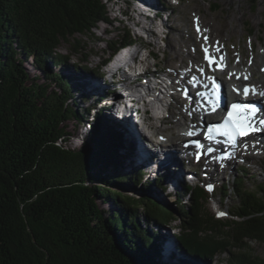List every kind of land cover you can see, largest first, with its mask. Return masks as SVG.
I'll use <instances>...</instances> for the list:
<instances>
[{
	"label": "trees",
	"instance_id": "trees-1",
	"mask_svg": "<svg viewBox=\"0 0 264 264\" xmlns=\"http://www.w3.org/2000/svg\"><path fill=\"white\" fill-rule=\"evenodd\" d=\"M108 1L0 0V264H208L219 255L264 264L250 245L264 244V181L242 170L214 182L213 194L183 181L176 209L152 198L173 172L149 179L113 114L114 92L82 87L80 66L69 71L60 46L109 23ZM140 40L125 31L90 74ZM218 193L235 202L214 210L227 219L207 210ZM175 221L177 252L163 233Z\"/></svg>",
	"mask_w": 264,
	"mask_h": 264
},
{
	"label": "rangeland",
	"instance_id": "rangeland-1",
	"mask_svg": "<svg viewBox=\"0 0 264 264\" xmlns=\"http://www.w3.org/2000/svg\"><path fill=\"white\" fill-rule=\"evenodd\" d=\"M141 9L144 11L143 14L140 12ZM107 11L108 18L110 19L109 23L102 22L98 24L91 33H87L86 35H75L69 38L68 41L62 43L59 49V52L68 56L69 71L73 72L74 66H80L82 72L85 74V80L92 87L96 85L97 87L95 89L104 87V89L113 90L114 94L119 95L116 91H119L118 85L120 82L118 84L115 83L113 86L106 85L104 83L106 80L104 81L101 74L103 69L99 70L98 75H91L90 71L96 69L99 64H102V61L110 57L111 50L109 44L111 45L121 41L125 31H130L134 39H142V41L140 40L139 47L144 45L151 52L152 57L149 58L147 64L150 66L151 73L153 74L159 73L167 75L170 72L187 73L185 78L189 83V81H191L190 78L196 76L192 70L202 74L199 68L207 67L210 71L217 72L216 64L209 67L207 61L204 60V52L201 45L209 48L210 55L215 54L217 62H219V56L224 55V61H220L219 63L224 62L225 66L228 65L231 67L227 66L225 73H217L221 81H225L223 78L230 79V74L233 76L235 72L236 76H243V78L245 75H248L249 80L247 79L242 86H239V83H234L237 84L234 86L235 88L240 87L243 89V87L249 83L254 84L252 81H260V77L264 72V66H256V64H254L257 54H264V0H259L255 5L249 0H110L107 2ZM144 15H146L147 18H143ZM158 15L162 17L164 27L157 22L156 18ZM197 18L201 30L199 33L197 32ZM146 20L152 21V24L149 25L148 23V25L151 26L148 37L145 36V32H142L147 26ZM204 29H208V31L205 32ZM212 29L213 31H211ZM204 37L208 38L207 42H205ZM210 37H212V41L208 43ZM215 40L219 42V45L223 46L220 48L219 52H214V47H219L216 43L214 44ZM139 47H137V49ZM193 49H195V51H193ZM134 51L133 47L128 49L126 53H133ZM179 53H181L182 57L179 56ZM237 56L239 57L238 62ZM249 60H251V63H249ZM159 63L162 64L161 67L163 70L161 71L157 66ZM27 67L33 74L34 71L31 64L28 63ZM255 72L257 73V75L254 76L255 79H250V74ZM236 76L235 82H240L236 79ZM207 77L208 76H205L204 78L206 79ZM41 80L44 81V78L41 77ZM179 80L180 79H177L176 81L179 84L176 87L178 91L176 92V97L171 106L172 115L170 118L174 120V126L166 122L161 128L146 131L152 141H166V138L167 140L169 138H174L175 134L177 135L185 130L187 131L192 126L193 118L190 116V112L184 113V115L182 114L185 108L188 111H190V109L187 108L184 102L183 93H181L182 85H180L181 82ZM134 82L135 84L140 83L139 81ZM224 85L228 87L230 85L229 81ZM112 98L110 102H115L116 97L114 96ZM117 101L116 104L120 106L119 100ZM135 101H133V103ZM125 103H128L127 105L131 104L129 102ZM192 110L195 111L194 109ZM113 112L115 113V107H113ZM118 120L120 121V119ZM125 127L123 128L125 134L134 142L136 152V141L129 136ZM69 129H72L71 126H69ZM160 129L168 130L160 131ZM136 132H138V130ZM131 134L138 139L136 134ZM159 136L160 138L163 137V139L158 138ZM262 140H264V138ZM248 143L249 142L244 144L247 145L246 148L244 147L245 152L240 146L237 148L239 154L233 151L230 156L226 155V162L228 161V164L219 163V165H217L216 163L213 167L208 166V177L203 175V170L205 169L203 164L198 163V161H183L182 167L177 168V170L184 171L182 176L181 172L177 173V175L174 173L173 176L175 179L177 178V180L172 179V182H170L168 179V181H166L167 191L156 193V197L153 194L151 197L156 200L168 202L170 205H174V209H176L174 194H176L175 192L179 189L178 187L181 182H188V175H191L194 179V182H188L192 187H200L201 181L205 184L211 182L210 180L217 183V186L220 187L223 181L228 182L229 180L241 176L242 170L247 172L245 174L246 177L249 178L253 175L257 177L258 181H264V149H249L250 144L248 145ZM251 143L258 145L260 141L253 139ZM138 153L139 151L135 156L137 164H144V161L141 156H138ZM233 155L236 156L234 157ZM194 158L195 156L193 154L192 160H194ZM149 165L152 168H149ZM162 165V162L158 165L157 162L152 163L148 160V165L145 167L148 168V173H152L148 178L152 179L159 174H165L167 171L154 170L156 167H163ZM171 171L173 172V169H170V172ZM173 181H175V184ZM247 182L249 185L254 183L253 180H247ZM124 193L126 195H131L126 190H124ZM170 194L173 195L171 198L169 196ZM134 195L138 196L139 194L136 193ZM220 195V193L215 194V198H210L206 203L208 212L213 215L216 214L214 210L218 206L222 205L225 211H229L232 205L235 204L232 199L222 201ZM184 203H188L187 198L184 199ZM143 213L144 209H140V214L143 215ZM224 214L225 216H223L222 219L229 218L227 212H224ZM175 216H178L177 213H175ZM179 232L178 221L166 225L163 229V233L167 237H170V240H167L166 244L170 242L175 243L173 236L177 235ZM250 245L254 249L255 255L263 256L264 244L250 242ZM173 246V249H175L173 251L177 252L176 243ZM229 257V255H219L211 259L208 264H227Z\"/></svg>",
	"mask_w": 264,
	"mask_h": 264
},
{
	"label": "bare ground",
	"instance_id": "bare-ground-1",
	"mask_svg": "<svg viewBox=\"0 0 264 264\" xmlns=\"http://www.w3.org/2000/svg\"><path fill=\"white\" fill-rule=\"evenodd\" d=\"M142 1H145V0H142ZM140 12L142 14L144 13V11H142V9L140 10ZM144 17H146V15H144L143 18ZM157 21H159L161 23V26L164 27V21H163L162 17H158ZM145 22H147V26L145 27V29L142 32H145L146 36H149V34H150L149 29L151 28V26H149V25L152 24V21L146 20ZM148 23H149V25H148ZM211 31H213V29ZM212 37H210L208 43H211ZM215 43H216V40H215L214 44ZM179 56L182 57L181 53H179ZM119 57L121 59H124L126 56L125 55H121ZM222 63H224V62H222ZM254 64H256V66H260V65L264 66V54L258 53L257 56L255 57ZM227 66H226V69H227ZM228 67H230V66H228ZM204 69H205L204 70L205 73L203 75H208L210 77L211 76H215L216 79L219 78L217 76L216 71H210V69L207 68V67H205ZM225 71H224V73H225ZM192 72L195 73V75H196L197 79H199V81H201L203 84L206 83V81H205V79H204L202 74H200L199 72L196 73L193 70H192ZM235 73L233 74V76H231L232 74L230 75V77H231L230 79L223 78V79H225V81L223 80V84H222V88H221L222 90L221 91L226 97H228L227 104H230V102H232V99H234V98L242 100V98H240L241 96H238V95L235 94L234 86H236L237 84H234V83H239V86H242L247 81V80H245L243 78V76H240V77L236 76ZM186 75H187V73H182V72L181 73L180 72H172V73L170 72L167 75L169 77H172L173 81L175 82V83L172 82L174 84V87H175L174 88V93L175 94L178 91L176 89V87L179 85L178 82H176L177 79H180L179 80L181 82L180 85H182L181 93H183V91H185V93H187V89H189L190 83H188V80L185 78ZM255 75H257L256 72L250 74V79H252V80L255 79L254 78ZM235 76H236V79H238V81H240L241 83L240 82H235ZM237 77H239L240 79L237 78ZM127 78L128 77L126 76L122 81H120V83L118 85V90L119 91H116V92L119 93V95L117 94L118 95L117 96L115 94L116 101L119 100V104L120 103L123 104V102H129V101L131 102V101H133L134 95L137 92V90H143V91L145 90V92L154 94L155 96L158 95L157 93H159L160 95H161V93H163L162 92L163 90L160 89L158 87V84L156 83V80H159V81L161 80V78H159V76L158 77H156V76L145 77L144 76L142 78L143 81H141L139 84H135L134 81H136V80H131V79H127ZM163 78H166V76H163ZM260 78H261L260 81H252V82H254V84L253 83H249L248 84L250 86L254 85L256 87L257 93L260 92V91H264V72L262 73ZM228 81H229L230 85L228 87H226L224 84L227 83ZM204 85H206V84H204ZM236 88L242 90L240 87H236ZM190 91L191 90L189 89V92ZM192 91H193V89H192ZM250 102H256V103H258V106L261 109H264V97H261L258 94L257 95H252ZM133 105H135L133 118L135 120H138V121H140V120L143 121L142 119L146 118L147 108L145 107V105L143 103L135 102ZM157 112L159 114H161L160 109L158 107H157ZM189 112L191 113L190 116L193 118L192 126L187 131L185 130L184 132H181L180 134H177V135L175 134L174 138H169L168 140L166 138V141L157 142V141H154V140L152 141L151 138L149 137V135H147L146 133L145 134L147 136L143 135L144 140L142 142V145H143V148L147 152L145 154V156H143V157H147L144 160V166L148 165V160L151 161L152 163L153 162H157L158 165H160V163L162 162L163 163V165H162L163 167H160V168L156 167V168H154L155 171H167L169 173V175H170V173H172V171L170 172V169H173V175H174V173H175V175H177V173L181 172V176H182L184 171L177 170V168H181L182 167L183 161L184 162L185 161H193V162H197L198 161L200 164H203L205 166V169L203 170V175L207 176V174H208L207 173L208 166H212L213 167V166L216 165V163H217V165H219V163L220 164L221 163L228 164L227 163L228 161L226 162V155L230 156L233 153V151H236L235 153L239 154L237 152V148H235V147H231L229 149H224V150L223 149L217 150L213 154H205V151L202 152V153L200 152V154H198L199 153L198 148L195 145H192V144L189 145L188 147H185V143H188L191 140L192 141L196 140V137H189V136L186 135V133L188 131H192L191 130L192 127H197V128H200V130H204V129H207L209 123L212 121V117L208 116L207 114L202 115L199 118L200 114L198 112H196V111L192 112V110L188 111V110H186V108H185V111L184 110L182 111V114L184 115V113H189ZM197 119H199L198 123H195V120H197ZM166 122L168 124H171L172 126H174V120H172V118L169 117L166 120ZM166 130H168V129H164V130L160 129V131H166ZM158 138H160V136ZM263 138H264V134L260 135V137H258L256 139L257 141H260V143L258 145H256L255 143H251V141H248L249 142L248 145L250 144L249 145V149H262L263 150L264 149V140H262ZM177 143H179V144H177ZM241 147H242L243 151L245 152V148L243 146H241ZM193 154L195 156L194 160H192ZM198 155L200 156L199 160H197V156ZM233 156L235 157L236 155H233ZM234 157H232V158H234ZM148 167L152 168L150 165ZM146 169L148 170V168H146ZM167 172H166V174H167ZM167 176H168V174H167ZM172 179L177 180V178L175 179L174 176H172ZM187 179L189 180L188 182H190V183L194 182V179H193V177L191 175H188ZM173 182L175 184V181H173Z\"/></svg>",
	"mask_w": 264,
	"mask_h": 264
},
{
	"label": "snow or ice",
	"instance_id": "snow-or-ice-1",
	"mask_svg": "<svg viewBox=\"0 0 264 264\" xmlns=\"http://www.w3.org/2000/svg\"><path fill=\"white\" fill-rule=\"evenodd\" d=\"M201 30L199 28L198 18H197V32L199 33ZM204 31H208V29H204ZM205 42H207L208 38L204 37ZM219 45V42H216ZM204 52V60L207 61L208 66L211 67L213 64H216L217 67H220V64L217 62L215 55L209 54V48L201 45ZM214 47V52H219L220 48ZM195 51V49H193ZM224 55L219 56V61H224ZM239 57L237 56V62ZM251 63V60H249ZM199 71L203 74L204 68L200 67ZM231 75V74H230ZM239 78V77H237ZM248 75L244 76V79L247 80ZM191 83V81H189ZM90 85L85 82L82 84V87L88 88ZM208 85H205L207 87ZM234 91H236L237 95H243L244 100L234 102L227 109V116L224 118L222 122L211 124L208 127L207 134L205 135V139L211 140L213 137V133L215 132L217 135L221 137L227 138L228 141L231 142L232 147L237 146L238 138H242L245 136H249L256 132L264 131V116H259V113L264 112V109H261L256 102H247V98L249 94L259 95L264 97V91H260L257 93L256 87L254 85H245L241 90L234 87ZM225 104H227V99L225 98ZM191 115V113H189ZM187 136L192 137L194 135H199L198 133H194L193 131H188L186 133ZM163 139V137H161ZM190 143H194L198 148H204L205 154H213L215 149L211 146L205 148L203 144H201L200 139H196L194 141H190ZM189 145H185L188 147ZM243 147H247V145H242ZM200 159V156H197V160ZM211 189V185L208 186ZM219 215H224V213H220Z\"/></svg>",
	"mask_w": 264,
	"mask_h": 264
},
{
	"label": "water",
	"instance_id": "water-1",
	"mask_svg": "<svg viewBox=\"0 0 264 264\" xmlns=\"http://www.w3.org/2000/svg\"><path fill=\"white\" fill-rule=\"evenodd\" d=\"M128 196H131V195H128ZM216 218H217V219H218V218H219V219H222L221 217H219V216H217V215H216ZM34 243L36 244V241H35V240H34Z\"/></svg>",
	"mask_w": 264,
	"mask_h": 264
}]
</instances>
